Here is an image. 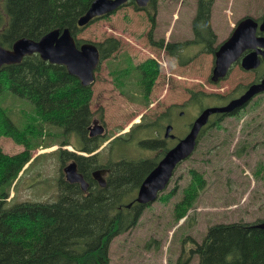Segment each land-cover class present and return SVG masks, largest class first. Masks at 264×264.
<instances>
[{
	"label": "rangeland",
	"instance_id": "obj_1",
	"mask_svg": "<svg viewBox=\"0 0 264 264\" xmlns=\"http://www.w3.org/2000/svg\"><path fill=\"white\" fill-rule=\"evenodd\" d=\"M87 1L74 0L77 14ZM151 6L149 4L147 7L155 15L153 40L181 42L193 36L191 22L196 0H155L154 8ZM149 12L126 4L107 17L93 21L76 34L83 41L100 42L113 36L121 42L116 52L102 60L91 86L92 119L103 120L105 133L102 136L110 137L93 152L98 154L99 164L120 157L157 158L158 152L148 149L150 145L141 142L149 136L150 126H147V122L155 124L152 128L156 125L160 128V115L166 107L182 105L190 89L230 94L241 90L254 76L236 64L220 82H210L208 76L214 56L202 51L199 43L189 44L184 49L183 60L191 57L184 65L166 53L162 56L161 49L149 41ZM263 13L264 0H215L211 25L216 33V44L230 35L242 17L258 18ZM152 56L160 61V74L145 99L139 84V72L131 65ZM119 69L129 71L118 74L115 71ZM121 80L122 85L119 84ZM2 105L18 126L25 122L27 112L33 107L28 100L11 91L5 92ZM174 106L171 111L175 109ZM196 107L193 104L187 107L189 120L196 114ZM179 110H182L181 107L176 112ZM236 115L232 117V123L229 118L222 119L220 126L227 125L224 129L210 128L199 140L194 152L176 167L162 196L175 186L176 192L167 200L157 198L149 203L131 229L112 239L107 264H176L179 256L189 258L186 264H198L197 254L188 257L189 248L202 241L210 225L237 220H264V93L251 100ZM184 131L178 128L179 135ZM116 137L121 138L110 147L109 141ZM48 139L45 137L46 141ZM71 142L77 147L82 145L76 133L71 134ZM57 147L59 145L53 144L31 151L29 162L10 187L8 199H57L60 175V160L55 151ZM0 148L4 152L14 153L22 150L23 146L15 143L11 137L2 135ZM67 150L76 149L72 147V150ZM190 169L202 173L205 187L187 214L176 220L174 206L183 195L182 189L191 180Z\"/></svg>",
	"mask_w": 264,
	"mask_h": 264
},
{
	"label": "trees",
	"instance_id": "obj_2",
	"mask_svg": "<svg viewBox=\"0 0 264 264\" xmlns=\"http://www.w3.org/2000/svg\"><path fill=\"white\" fill-rule=\"evenodd\" d=\"M88 1L83 9L90 4L91 0ZM214 1L196 0L191 22L193 36L184 42L165 44L163 39L153 40L155 17L150 14V43L157 48H164L181 65L191 59L182 58L183 48L189 44L199 43L202 51L214 53L218 47L216 33L211 25ZM149 4L153 6L155 0ZM77 17L74 0H0V44L10 47L19 37L38 39L52 29L68 27L79 45L84 41L76 38V34L84 26L77 27ZM95 44L101 59H105L120 48L121 42L109 36ZM131 66L139 72V84L146 99L160 74V66L153 58ZM129 69L115 72L122 74ZM122 83L121 80L119 84ZM6 91L33 105L21 126L14 123L2 105ZM188 92L191 104L200 108L206 104L208 97L217 98L215 94L209 95L200 90L190 89ZM91 96L90 85H82L64 65L49 63L37 53L25 56L19 63L1 67L0 136L11 137L23 149L7 153L0 148V264H107L112 239L131 229L144 207L149 205L135 201L129 203L167 146L159 139L146 138L141 142L149 144L148 149H155L159 154L157 158L120 157L99 164L98 154L90 153L110 137L89 136L88 127L93 117ZM165 117L166 111L160 115L163 120ZM146 124L151 125L148 122ZM72 133H76L82 141L81 147L72 144ZM45 137L49 139L46 141ZM120 138L109 141L110 147ZM53 144L59 145L55 149L60 160L57 199H8L10 187L29 161L31 151ZM64 145H71L87 155L69 151L62 147ZM72 160L88 181L87 192L78 183H69L64 178L62 168ZM103 166L109 168V172L106 185L101 187L93 179L92 171ZM190 174L191 180L182 189L183 195L174 206L176 220L187 214L205 187L202 173L190 169ZM162 192L158 198L167 200L176 192V186L164 196ZM257 223L243 220L214 223L207 228L202 241L194 243L190 252L198 255V264H264V229L259 228Z\"/></svg>",
	"mask_w": 264,
	"mask_h": 264
},
{
	"label": "water",
	"instance_id": "obj_3",
	"mask_svg": "<svg viewBox=\"0 0 264 264\" xmlns=\"http://www.w3.org/2000/svg\"><path fill=\"white\" fill-rule=\"evenodd\" d=\"M127 0H91L87 9L79 15L77 26H84L95 16L108 14L116 10ZM138 7H145L150 0H134ZM264 31V14L260 22L251 16L241 18L231 34L225 39L214 53V65L210 79L217 82L225 77L230 66L240 59L243 69H255L264 59V36L257 31ZM247 51V52H246ZM246 52L245 54H243ZM33 53L41 59L53 64L64 65L67 71L75 75L84 86L92 85L95 81V70L100 64V52L93 42H83L77 45L68 27L62 30L55 28L38 39L19 37L10 47L0 44V69L3 65L15 64ZM264 91V76L248 85L238 97L230 99L224 105H213L204 108L191 123L188 132L172 147L166 150L156 165L149 171L139 184L133 201L148 204L155 201L168 185L177 164L192 154L196 146L201 128L207 123L213 113H229L248 103L257 94ZM89 136L103 135L105 128L98 119H93L88 127ZM171 130V125L165 127V136ZM64 178L69 183H78L85 192L88 182L78 171L74 160L66 163L62 168ZM107 168H97L92 172L93 178L100 186L106 185L105 174ZM264 229V220L256 224Z\"/></svg>",
	"mask_w": 264,
	"mask_h": 264
},
{
	"label": "flooded vegetation",
	"instance_id": "obj_4",
	"mask_svg": "<svg viewBox=\"0 0 264 264\" xmlns=\"http://www.w3.org/2000/svg\"><path fill=\"white\" fill-rule=\"evenodd\" d=\"M131 1H133V3H130ZM126 4H132V5H134V7H135L136 9L140 10V9L135 5L136 3H135L134 0H127L124 4H122L121 6H119L118 9L122 8V6H124V5H126ZM87 7H88V6H87ZM87 7H86L85 9H83L80 13H78V17H79V15H81V14L87 9ZM152 7L154 8V5H153ZM118 9H117V10H118ZM143 9H146V10L149 12V8H148L147 6L144 7ZM141 10H142V9H141ZM149 13H151V12H149ZM151 14H153V13H151ZM108 15H109V14L100 15V16H95V17L91 20V23H92L93 21L99 19V18L107 17ZM153 15H154V14H153ZM262 16H263V15H262ZM262 16H261V17H258V18L260 19V20H258L259 22L261 21ZM78 17H77V19H78ZM154 17H155V15H154ZM149 20H150V15H149ZM258 32H259V30H258ZM263 32H264V31H263ZM258 34L264 36V33H263V34L258 33ZM191 38H192V37H191ZM191 38H190V39H191ZM190 39H187V40H184V41H188V40H190ZM184 41H181V42H184ZM164 43L166 44V43H169V42H167V41L165 40ZM186 47H187V46H186ZM186 47H184L183 49H185ZM246 52H247V51H246ZM246 52H244L243 54H245ZM236 64H238V65L241 67V65H240V59H238L235 63H233V65L230 66L227 75L231 72L232 67H233L234 65H236ZM263 66H264V59H261L260 65H259L257 68H255V69H249V70H247V69H243V68L241 67L243 70H245V71H247V72H252V73L254 74V76H253V79H252L249 83L245 84V85L241 88V90H238V91H236V92H234V93L231 92L230 94H223V93H220V92H206V91H204V90L201 89L200 91H202L203 93H206V94H209V95H210V94H215V95L217 96V98H210V99H208V98H209V97H208L207 100H206V104H205L202 108H200V107H196L197 112H196V114L193 115V117H192L190 120L187 118V117H188V115H187V107L189 108V106L191 105V103H190V101H189V98H190V97H189L188 92H187V90H186V92H187V99H186V101H184L182 105H176V104H175V106H174V105H169V106H167L166 109L164 110V112L166 111V117H165L164 120L162 119L160 128H158V125H156L157 127L152 128L153 126H155V124L152 123V124L150 125V128H149V136H148V138H155V139H159V140L163 141V144H165V145L167 146V149H169L170 147L174 146V145L179 141V139L182 138V137L188 132L191 123L194 121L195 117H196V116H197V115H198V114H199L204 108H206V107H208V106H213V105H217V106H219V105H224V104H226L230 99H233V98H235V97L240 96V95L246 90V88L248 87L249 84L254 83V82H258V81L264 76V67H263ZM211 72H212V69H211ZM211 72H210V74H209V76H208L210 82H211V79H210ZM224 78H225V77H224ZM224 78H222V79H224ZM222 79H220V80H218L217 82H215V84L218 83V82H220ZM231 91H232V90H231ZM262 93H264V91H263ZM262 93H260V94H262ZM260 94L256 95L255 97L259 96ZM255 97H254V98H255ZM254 98H252L251 100H253ZM251 100H250V101H251ZM250 101H249V102H250ZM249 102H248V103H249ZM248 103H247V104H248ZM247 104H246V105H247ZM246 105L242 106L241 108L235 109L234 111L229 112V113H213V114H211V115L209 116V119H208L207 123L201 128V130H200V132H199V134H198L197 143H198L199 140L204 136V134L208 132V130H209L210 128L224 129L225 127H227V125H223L222 127L220 126V122L222 121V119H224V118H229L230 122L232 123V117H233V116H236V117H237L236 114H238L241 110H243L244 107H245ZM173 106L175 107V109L173 108V110L171 111V109H172ZM179 107H181L182 110H179V111L176 112L177 108H179ZM95 119H97V118H95ZM183 119L186 120V121H184ZM92 120H93V119H92ZM99 120H100V119H99ZM179 120H180V121H179ZM100 122H102V124L105 125L104 122H103V120H100ZM167 125H171V130L169 131V133L167 134V136H165V127H166ZM104 128H105V127H104ZM176 128H177V130H176ZM178 128H183V129L185 130L184 133L181 134V135H179V134H178ZM236 144H237V143H236ZM236 144H235V145H236ZM165 152H166V151H165ZM162 156H163V155H162ZM162 156H161V157H162ZM161 157H160V158H161ZM160 158H159V159H160ZM102 168H107V167L103 166ZM96 169H97V168H96ZM107 169H108V172H109V168H107ZM94 170H95V169H94ZM108 172H106L105 177L107 176ZM94 180H95V179H94ZM95 181H96V180H95ZM97 183H98V182H97ZM136 191H137V190H136ZM135 195H136V194H135ZM191 248H192V247H191ZM191 248H189V252H188L189 255H188V257L190 256V254H194V253H191V252H190ZM188 259H189V258L185 259V258H183V256H179L178 259H177L176 264H182L183 261H186V262L184 263V264H186L187 261H188Z\"/></svg>",
	"mask_w": 264,
	"mask_h": 264
},
{
	"label": "bare ground",
	"instance_id": "obj_5",
	"mask_svg": "<svg viewBox=\"0 0 264 264\" xmlns=\"http://www.w3.org/2000/svg\"><path fill=\"white\" fill-rule=\"evenodd\" d=\"M93 152H94V151H93ZM93 152H92V153H93ZM82 153H83V152H82ZM92 153H90V154H92ZM83 154H84V155H87V154H85V153H83ZM93 154H94V153H93ZM28 162H29V161H28ZM93 171H94V170H93ZM93 171H92V172H93ZM80 173H81V172H80ZM81 174H82V173H81ZM92 176H93V175H92ZM105 178H106V177H105ZM84 179H85V178H84ZM93 179H94V178H93ZM85 180H86V179H85ZM86 181H87V180H86ZM87 182H88V181H87ZM96 182H97V181H96ZM88 185H89V184H88ZM101 187H102V186H101ZM87 190H88V189H87ZM85 192H87V191H85Z\"/></svg>",
	"mask_w": 264,
	"mask_h": 264
}]
</instances>
